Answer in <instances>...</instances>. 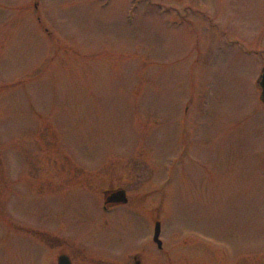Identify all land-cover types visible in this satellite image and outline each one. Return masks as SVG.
<instances>
[{"label": "rangeland", "instance_id": "1", "mask_svg": "<svg viewBox=\"0 0 264 264\" xmlns=\"http://www.w3.org/2000/svg\"><path fill=\"white\" fill-rule=\"evenodd\" d=\"M263 67L264 0H0V264H264Z\"/></svg>", "mask_w": 264, "mask_h": 264}, {"label": "flooded vegetation", "instance_id": "2", "mask_svg": "<svg viewBox=\"0 0 264 264\" xmlns=\"http://www.w3.org/2000/svg\"><path fill=\"white\" fill-rule=\"evenodd\" d=\"M113 190H106L105 195L109 194ZM129 204L128 202L125 204H114V203H107L104 205L105 209H111L113 207H119V206H126ZM155 219H152V224H154V230L152 231L150 235V239L147 241L148 245L155 246L157 245L159 251L162 253L159 256V259L155 257V253L151 250L149 251V248L147 246H141L137 247L136 250L133 251L131 254V262L133 264H172L173 263V257L171 255V252L169 248L167 247V243H165L164 240H162L161 245L159 243H156L155 241V226L157 221H154ZM162 237V225H161V236ZM66 255L68 257V261H66V264H94L92 261L86 262L85 260L77 261L74 255L71 253L61 252L58 254L57 259L55 261V264H60V256ZM182 259L186 257V254L184 253L182 256ZM184 257V258H183ZM186 260V259H184ZM65 263V262H64ZM107 263V262H106ZM182 263V261H181ZM110 264H118L116 261L110 262Z\"/></svg>", "mask_w": 264, "mask_h": 264}, {"label": "water", "instance_id": "3", "mask_svg": "<svg viewBox=\"0 0 264 264\" xmlns=\"http://www.w3.org/2000/svg\"><path fill=\"white\" fill-rule=\"evenodd\" d=\"M258 84L262 89L261 100L264 102V67L262 69V73L258 80ZM127 201H128L127 193L125 189L122 188L110 192V194L106 197L107 203L110 202V203L119 204V203H126ZM160 234H161V224L157 222L156 230H155V240L161 245L162 242L160 240ZM66 261H68V257L66 255L60 256V264H66Z\"/></svg>", "mask_w": 264, "mask_h": 264}]
</instances>
